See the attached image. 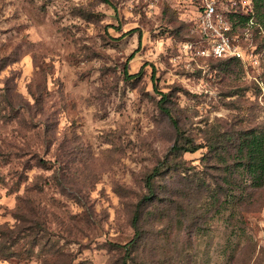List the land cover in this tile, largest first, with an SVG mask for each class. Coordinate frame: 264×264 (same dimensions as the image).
Returning a JSON list of instances; mask_svg holds the SVG:
<instances>
[{
	"label": "rangeland",
	"instance_id": "obj_1",
	"mask_svg": "<svg viewBox=\"0 0 264 264\" xmlns=\"http://www.w3.org/2000/svg\"><path fill=\"white\" fill-rule=\"evenodd\" d=\"M198 13L0 0V264H264V188L245 187L234 157L239 132L264 127V24L239 25L228 59ZM186 140L203 146L171 154ZM233 185L253 202L232 233Z\"/></svg>",
	"mask_w": 264,
	"mask_h": 264
},
{
	"label": "trees",
	"instance_id": "obj_2",
	"mask_svg": "<svg viewBox=\"0 0 264 264\" xmlns=\"http://www.w3.org/2000/svg\"><path fill=\"white\" fill-rule=\"evenodd\" d=\"M110 2L111 0H104ZM251 14H240L234 17V27L240 25L246 26L250 20ZM253 23L251 25L264 24V0H253ZM239 58L238 56H229L228 59ZM129 75V74H128ZM162 108L169 114L172 115V110L161 102ZM238 142L236 147V154L234 155L236 164L242 167L243 172L246 175L245 187L252 186L256 190L264 188V127H249L244 128L238 134ZM203 146L202 142H195L194 140H186L182 144H174L171 147V154L177 155L179 152L195 151ZM213 144H209V148H212ZM172 157V156H171ZM171 157L168 153L164 159L160 160L158 164L153 167V170L146 176L145 186L147 187V193L144 194L141 201H153L157 197L155 178L162 172V168L166 165H170ZM179 163V162H178ZM179 166V164H177ZM241 191H244L242 189ZM248 197H242V193H238L236 185H233L228 192V206L232 207L229 210L227 220L230 231L236 232L240 229H246L247 227L243 224L246 220L243 218L244 205H250L253 201L248 200L252 196V192L247 193ZM246 203V204H244ZM219 207L217 211H220ZM245 209V208H244ZM140 217L138 213L134 216L133 225L135 227L136 240L140 234ZM249 238V237H248ZM251 238V237H250ZM248 242H251V239ZM264 251V248H263ZM121 264H129L128 260L124 258Z\"/></svg>",
	"mask_w": 264,
	"mask_h": 264
},
{
	"label": "built area",
	"instance_id": "obj_3",
	"mask_svg": "<svg viewBox=\"0 0 264 264\" xmlns=\"http://www.w3.org/2000/svg\"><path fill=\"white\" fill-rule=\"evenodd\" d=\"M198 24L204 36L210 39L215 56H241L238 46L232 43L231 33L236 30L234 17L251 14L247 26L253 23V0H196Z\"/></svg>",
	"mask_w": 264,
	"mask_h": 264
}]
</instances>
